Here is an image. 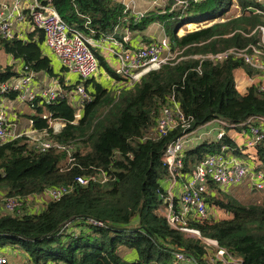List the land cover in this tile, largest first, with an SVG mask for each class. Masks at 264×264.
<instances>
[{
	"label": "trees",
	"instance_id": "1",
	"mask_svg": "<svg viewBox=\"0 0 264 264\" xmlns=\"http://www.w3.org/2000/svg\"><path fill=\"white\" fill-rule=\"evenodd\" d=\"M173 1L164 11L153 8L139 16L120 0H49L72 29L95 37L113 35L123 27L143 31L158 20L172 47L183 48L185 55L243 45L250 37L224 34L262 22L260 15L243 13L226 22L179 33L183 23L221 14L232 0H187L186 8L178 5L170 9ZM237 1L242 8L253 3ZM33 28L26 38L0 37V49L20 61L17 71L12 64L0 67V83L19 75L23 66L57 79L65 94L48 102L34 99L29 102L34 112L26 115L30 128L46 130L67 148L40 150L26 136L0 144V206L4 207L7 197H21L14 210L4 207L0 212V247L7 243L23 247L28 264H173V249L189 252L203 262V243L171 227L154 211L163 200L162 180L168 174L161 152L181 130L175 128L155 138L148 135L171 94L195 127L217 114L234 122L251 114L264 115V91L254 86L243 93L235 89L237 60L216 64L205 60L197 69L198 60L185 57L149 70L132 87L119 91L94 77L82 80L90 99L73 105L66 94L81 80H66L63 66L55 71L53 59L42 50V30ZM93 49L100 66L117 78L99 50ZM4 95L14 98L16 92ZM78 111L81 114L74 122ZM56 119L64 125L51 133V121ZM225 141L232 144L228 138ZM220 144L206 137L187 145L183 172H189L205 154L218 151ZM251 155L264 167V136ZM102 171L107 175L104 182L81 184L75 180L78 175ZM58 185L71 186V190L58 199L43 197L47 188ZM209 185L213 189L205 195L209 205L225 216L191 218L189 224L241 257L240 264H264V194L243 202L214 182ZM33 198H40L41 205L33 208ZM177 200L174 197L176 204ZM89 218L104 225L88 222ZM127 250L134 256L127 257Z\"/></svg>",
	"mask_w": 264,
	"mask_h": 264
},
{
	"label": "built area",
	"instance_id": "2",
	"mask_svg": "<svg viewBox=\"0 0 264 264\" xmlns=\"http://www.w3.org/2000/svg\"><path fill=\"white\" fill-rule=\"evenodd\" d=\"M23 4L25 12L19 8ZM182 9L188 5L187 0H174V6ZM164 11V10H161ZM243 13L260 15L262 22H255L247 29L235 27L229 33H240L250 40L243 45L233 44L215 51L195 52L183 54L181 49L173 48L168 37L164 34L158 39L143 40L133 43L130 29L120 28L115 34H105L98 37L72 29L61 17L57 9L49 0H13L12 3H2L0 6V37L11 38L18 36L10 26V19L18 17L20 20L30 18L33 27L42 30V48L55 63L63 66L65 70L79 81L74 89L66 95L73 105H81L90 99V93L82 80L96 77L102 70L99 59L93 48H97L102 55L108 58L111 68L117 78L110 73L104 76L112 83L107 84L117 91L132 87L146 72L159 68L165 63H174L185 57L198 60L197 69L203 61L213 64L228 59L240 62L233 68V83L239 93L245 92L249 87H256L264 91V0H253L244 8L237 0H232L228 8L221 14L201 20H190L179 27L178 32L198 30L214 23L226 22L231 18L241 16ZM142 15V12L135 13ZM114 62V64L112 63ZM37 72L23 66L19 75L0 83V144L13 140L19 136H26L40 150L50 147L67 148L66 145L54 140L46 130H36L29 126L18 129L14 120L9 117L4 103L5 92L14 91L16 97L32 102L39 98L44 101L55 100L61 93L65 94L57 79L51 84L42 86L39 90L33 89V79ZM68 80V79H66ZM71 80V79H70ZM75 81L72 79L71 83ZM80 116V111L76 113ZM12 119V120H11ZM192 119L182 112L179 101L173 94L168 96L162 105L156 121L149 134L150 137L164 135L167 132L180 128L181 133L173 140L167 142L161 152V161L167 169V176L162 180L165 193L162 202L154 211L165 217L173 228L179 229L193 237L198 238L204 246L203 262L193 254L181 249H173V264H240L241 257L235 256L221 246L215 238L204 236L198 228L189 224V219H219L225 214L216 206H210L206 194L213 189L209 182H214L225 191L231 186L247 184L251 189H264V167L251 153L256 150L257 144L264 136V115L251 114L239 122L230 121L222 116L205 121L191 127ZM64 122L51 121L52 132H58ZM234 132L237 135H234ZM212 136V137H211ZM211 138L220 142V149L205 154L189 172H183L184 149L187 145L201 138ZM225 138H228L230 145ZM78 183L86 184L90 180L104 182L107 175L100 174L88 176L78 175ZM166 185H165V184ZM178 188L177 201L174 202L175 190ZM71 190V186L58 185L45 190V195L51 199H58ZM21 203V197H7L3 203L6 210L12 211ZM96 225H104L102 221L89 218L87 220ZM0 264H28L26 261L10 260L6 255H0Z\"/></svg>",
	"mask_w": 264,
	"mask_h": 264
},
{
	"label": "crops",
	"instance_id": "3",
	"mask_svg": "<svg viewBox=\"0 0 264 264\" xmlns=\"http://www.w3.org/2000/svg\"><path fill=\"white\" fill-rule=\"evenodd\" d=\"M12 1L13 0H0V6L2 3L10 4L12 3ZM120 1L123 4H125L128 9H130L131 13H134V12L135 13H138V12L145 13L148 10L153 9V8H162L160 10H164L163 7L166 4H168L170 0H120ZM19 9L25 12V8L23 7V4H21ZM10 26L15 31V33L18 35V37H21V38H26L27 33L33 31L34 29L31 22L28 19L20 20L18 17H13L10 19ZM130 33H131L133 43L138 42L139 40L147 41L151 39H158L164 35L161 24L158 20L151 21L143 31L130 30ZM42 50L44 52L43 48ZM103 58L104 60H106L108 64H110L108 62V58L105 55H103ZM19 63L20 61L15 60L10 54H7L4 52V50L0 49V67L1 68L4 67L5 65L12 64L17 71L19 67ZM100 67L102 70L104 71L106 70L103 66H100ZM104 71H102L101 74H98L94 78L101 81L105 85L112 83L113 80L108 81L107 78H105ZM64 78L68 80L70 79L72 80L73 77L69 73H67L66 76L64 75ZM53 79L54 78L52 76H49L45 72H38L35 78L33 79V84H34L33 89L39 90L42 86L51 84ZM11 99L12 98L6 97L4 101L6 108L8 110V113L11 114V118L14 120V123L16 124L18 129L27 128L29 126L27 115L21 114V112L19 111V107L14 105ZM234 135H237V133L234 132ZM177 194H178V188L175 190L176 197H177ZM45 196L46 195H43V197ZM38 199L40 200V198ZM2 211H5V209L4 207L0 206V212ZM7 245H10V244H5L4 246L6 247L4 246L0 247V255H6L10 260H14V261H25L28 254L24 250L23 247L19 245H12L10 247ZM124 254L130 258L134 256V252H132L131 250L124 251Z\"/></svg>",
	"mask_w": 264,
	"mask_h": 264
},
{
	"label": "rangeland",
	"instance_id": "4",
	"mask_svg": "<svg viewBox=\"0 0 264 264\" xmlns=\"http://www.w3.org/2000/svg\"><path fill=\"white\" fill-rule=\"evenodd\" d=\"M180 27H182V26H180ZM182 28L184 30L185 27H182ZM180 31L182 33V30H180ZM112 63L114 64V62H112ZM54 68H55V71L61 70V67L57 62L54 63ZM67 73L68 72L66 70H63V76L64 75L66 76ZM105 73H107L106 70H105ZM72 79L75 80L74 77ZM112 90H116V88H114ZM11 101L14 103V105L19 107V111L21 112V114H28V113L34 112L33 107L27 101L21 100L18 97L12 98ZM8 115L11 118V114L8 113ZM150 134H152V131L150 132ZM228 190L229 191H226V192L236 196L238 199H240L243 202H251L253 200L258 199L259 196L260 197L263 196V194H264V191H263L264 189H262V190L251 189L247 186V184H240L237 186H231ZM30 202H31L30 204L33 208L41 205V201L38 198H33L32 200H30ZM7 244H10V243H7ZM12 245H17V244H10L7 246L11 247ZM4 247H6V246H4Z\"/></svg>",
	"mask_w": 264,
	"mask_h": 264
},
{
	"label": "water",
	"instance_id": "5",
	"mask_svg": "<svg viewBox=\"0 0 264 264\" xmlns=\"http://www.w3.org/2000/svg\"><path fill=\"white\" fill-rule=\"evenodd\" d=\"M215 116H219L220 117V115H218V114L215 115ZM78 118H79V116L77 114H75L74 122H77Z\"/></svg>",
	"mask_w": 264,
	"mask_h": 264
}]
</instances>
